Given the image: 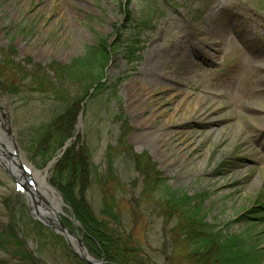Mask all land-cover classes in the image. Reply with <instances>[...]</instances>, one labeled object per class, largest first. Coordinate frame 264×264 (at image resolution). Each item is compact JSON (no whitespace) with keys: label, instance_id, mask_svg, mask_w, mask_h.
<instances>
[{"label":"rangeland","instance_id":"obj_1","mask_svg":"<svg viewBox=\"0 0 264 264\" xmlns=\"http://www.w3.org/2000/svg\"><path fill=\"white\" fill-rule=\"evenodd\" d=\"M92 47L93 60L74 66ZM97 79L105 86L94 91ZM79 97L67 150L87 158L84 191L76 180L73 196L85 197L95 222L127 237L140 259L194 264L159 172L215 229L252 226L264 253V223L236 221L264 216V0H0V109L12 137L1 130L18 150L11 172L21 181L18 165H30L46 176L59 216L91 253L61 192L67 150L47 169L61 150L51 154L56 129L46 126ZM15 183L0 166V264H83L35 220Z\"/></svg>","mask_w":264,"mask_h":264},{"label":"trees","instance_id":"obj_2","mask_svg":"<svg viewBox=\"0 0 264 264\" xmlns=\"http://www.w3.org/2000/svg\"><path fill=\"white\" fill-rule=\"evenodd\" d=\"M96 49L98 48L92 47L83 57L75 59L73 61L74 66L92 61ZM106 51L107 49H104L105 53ZM65 68L61 67L60 69L65 71ZM101 80L97 79L92 83L94 87L96 86L94 91H98L105 86V83H100ZM82 99L83 97H79L74 104L65 102L61 115L56 116L53 122L46 126V130H49V128L51 130L56 129L53 131L55 132L53 138L56 146V151L51 153L53 156L74 136V124L80 111ZM48 138L49 136L43 142L44 144ZM44 153L43 156L47 162L53 158L51 154ZM86 159L85 154L75 150L74 146L66 151L63 160L60 162V167L68 170L69 182L64 190L61 189V192L77 221L85 229V239L88 242L89 249L91 248V254L113 264H149L150 262L156 264L148 255L140 259V253L128 244L127 237L122 238V235L117 234L115 231H109L103 223L95 222L89 204L83 195L80 199L73 196L76 180L81 182L80 188L84 191V177L88 173ZM138 166L139 164H137ZM57 172H61L60 168H57ZM155 177V181L160 182V186L165 190L169 198L168 202L171 200L170 202L177 208L176 213L179 214H176L179 219L177 233H179L184 243L189 244L191 252L188 257L193 256L196 259V262H193L194 264H262L264 253L259 249L257 243H254L251 234L252 226L241 234L223 233V229H215L206 221L207 217L198 201L193 202L192 199L187 198L186 194L171 189L166 183H163L164 181L160 178L159 172L158 174L155 173ZM237 221H244L249 225H252V222L264 223V216L262 211L256 209L247 214L245 213ZM102 226H104V229Z\"/></svg>","mask_w":264,"mask_h":264},{"label":"water","instance_id":"obj_3","mask_svg":"<svg viewBox=\"0 0 264 264\" xmlns=\"http://www.w3.org/2000/svg\"><path fill=\"white\" fill-rule=\"evenodd\" d=\"M71 140L65 143L61 153L54 158L49 164L48 168H51L53 165L57 163V161L63 156L67 147L70 145ZM13 150L8 142V139L0 138V166L7 172V174L14 180L18 182V179L11 172L10 166H12L14 162L15 154H11L9 151ZM15 151H18L14 147ZM21 170L24 171L21 165H18ZM15 170V169H14ZM13 170V171H14ZM47 171V170H46ZM45 171V172H46ZM40 174V172H37ZM28 180V179H27ZM32 182V187H28V183L24 186L25 191L30 196L29 199V207L34 215L35 219L42 223L44 226L52 229L55 233L62 236L70 251L83 263L85 264H112L105 262L103 260L97 259L90 255L87 248L85 247L83 240L78 238L71 230H69L65 224L63 223L61 217L58 215L57 211L49 204L47 199L40 192V188L38 186L37 180L34 178L29 179ZM42 187V186H41ZM52 188V187H51ZM36 199H39L41 203H39ZM61 199V197H60ZM32 202L34 203V207L32 206Z\"/></svg>","mask_w":264,"mask_h":264},{"label":"bare ground","instance_id":"obj_4","mask_svg":"<svg viewBox=\"0 0 264 264\" xmlns=\"http://www.w3.org/2000/svg\"><path fill=\"white\" fill-rule=\"evenodd\" d=\"M206 43H208V42H206ZM208 44H211V43H208ZM210 47L212 48L213 46L211 45ZM17 174L20 178L21 177L24 178V176L21 173H17ZM33 175H34V177L39 179L40 185L42 186V191L45 194V197L47 199H49V201L51 202L52 207L55 208V210L57 211L58 214L63 213V208H62L63 202L60 199L57 192L54 189H52L49 186V184L47 183L46 176H43V175L37 173V171H35V170H33Z\"/></svg>","mask_w":264,"mask_h":264},{"label":"flooded vegetation","instance_id":"obj_5","mask_svg":"<svg viewBox=\"0 0 264 264\" xmlns=\"http://www.w3.org/2000/svg\"><path fill=\"white\" fill-rule=\"evenodd\" d=\"M6 118L7 116L4 113L3 114L0 113V126L5 121Z\"/></svg>","mask_w":264,"mask_h":264}]
</instances>
